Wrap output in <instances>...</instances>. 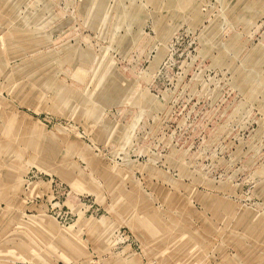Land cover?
<instances>
[{"label": "rangeland", "instance_id": "1", "mask_svg": "<svg viewBox=\"0 0 264 264\" xmlns=\"http://www.w3.org/2000/svg\"><path fill=\"white\" fill-rule=\"evenodd\" d=\"M0 264H264V0H0Z\"/></svg>", "mask_w": 264, "mask_h": 264}]
</instances>
